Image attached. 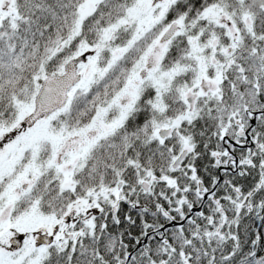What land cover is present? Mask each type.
Returning <instances> with one entry per match:
<instances>
[{
  "label": "snow or ice",
  "instance_id": "snow-or-ice-1",
  "mask_svg": "<svg viewBox=\"0 0 264 264\" xmlns=\"http://www.w3.org/2000/svg\"><path fill=\"white\" fill-rule=\"evenodd\" d=\"M0 264H264V0H0Z\"/></svg>",
  "mask_w": 264,
  "mask_h": 264
}]
</instances>
